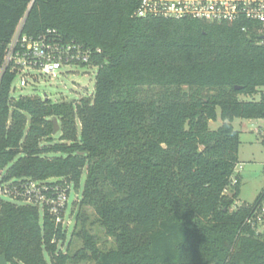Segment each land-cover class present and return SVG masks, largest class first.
I'll return each instance as SVG.
<instances>
[{
	"label": "trees",
	"instance_id": "obj_1",
	"mask_svg": "<svg viewBox=\"0 0 264 264\" xmlns=\"http://www.w3.org/2000/svg\"><path fill=\"white\" fill-rule=\"evenodd\" d=\"M30 2L0 0V64L23 18L28 35L50 29L89 48L96 74L92 96L75 102L14 97V73L0 78V183L78 190L85 170L65 250L68 227L0 196L7 264H264V232L246 223L264 190L232 207V121L264 118L259 24L137 18L139 0Z\"/></svg>",
	"mask_w": 264,
	"mask_h": 264
},
{
	"label": "built area",
	"instance_id": "obj_2",
	"mask_svg": "<svg viewBox=\"0 0 264 264\" xmlns=\"http://www.w3.org/2000/svg\"><path fill=\"white\" fill-rule=\"evenodd\" d=\"M133 16L198 19L211 23L245 20L259 24L258 33L264 35V0H139ZM23 20V18L20 20L5 46L0 64V78L5 71L15 75L12 91L16 88L14 82L17 83V87L22 88L32 86L42 77L58 78L63 67L72 65L91 67L89 48L74 41L62 42L59 34L50 29L37 36L28 35L22 31ZM245 29L243 26L242 30ZM259 130L264 140V129ZM59 180L61 183H57L58 180L33 179L17 183H0V196L37 205L41 211H47L56 224L68 227L70 220H67L66 211L72 184ZM235 181L233 175L232 184ZM246 223L257 229L259 226L264 228V196L252 209Z\"/></svg>",
	"mask_w": 264,
	"mask_h": 264
},
{
	"label": "rangeland",
	"instance_id": "obj_3",
	"mask_svg": "<svg viewBox=\"0 0 264 264\" xmlns=\"http://www.w3.org/2000/svg\"><path fill=\"white\" fill-rule=\"evenodd\" d=\"M58 78L49 79L47 77H42L37 83L32 86L17 87V83L14 82L16 86L15 90L12 91L13 96L27 95V96H39L42 98H48L52 102L56 101H77V99L87 96L91 97L94 88L96 69L94 67H85L72 65L68 67H63L60 71ZM264 93V89H262ZM240 99L247 100L248 96L241 95ZM259 95H255V99H258ZM221 124V120L211 121L209 127L211 129H216ZM234 128L240 132V144L238 147V159L239 163L236 165L234 174H239L240 184H239V194L237 199L234 201L233 208L235 206L241 205L242 203H252L255 198L264 190V141L260 136V128L264 129V118L257 119H241L236 118L232 121ZM57 132L54 133V140L57 139ZM85 179V170L82 172L80 179L79 189L75 190L74 186L71 185V190L69 194V199L67 203L66 216L67 220H70L68 224V235L63 244H61L62 250H65L67 245V239H69L70 231L73 226L74 220L73 215L70 214L71 205L73 201L79 199V194ZM226 193H230L229 190ZM5 200L20 202L9 197H3ZM41 217V210H39ZM68 223V221L66 222ZM260 232H264L262 226L258 227ZM100 236L101 240L109 238L105 236L101 229L94 227ZM72 247V246H71ZM71 264V263H69ZM89 264V263H80Z\"/></svg>",
	"mask_w": 264,
	"mask_h": 264
},
{
	"label": "water",
	"instance_id": "obj_4",
	"mask_svg": "<svg viewBox=\"0 0 264 264\" xmlns=\"http://www.w3.org/2000/svg\"><path fill=\"white\" fill-rule=\"evenodd\" d=\"M32 3H33V1H32ZM30 7H31V5L28 7V10L30 9ZM53 123H54L53 133H56V131L58 130V124H57V120L55 118L53 119ZM0 264H7V261H6L4 254H0Z\"/></svg>",
	"mask_w": 264,
	"mask_h": 264
},
{
	"label": "crops",
	"instance_id": "obj_5",
	"mask_svg": "<svg viewBox=\"0 0 264 264\" xmlns=\"http://www.w3.org/2000/svg\"><path fill=\"white\" fill-rule=\"evenodd\" d=\"M264 89V88H263ZM248 120H252V119H248ZM238 161H239V159H238ZM239 163V162H238ZM236 175H238L239 176V174H238V171H237V174ZM237 199V198H236Z\"/></svg>",
	"mask_w": 264,
	"mask_h": 264
}]
</instances>
